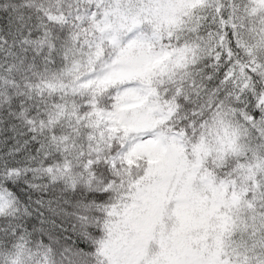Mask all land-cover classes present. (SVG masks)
I'll use <instances>...</instances> for the list:
<instances>
[{
  "label": "snow or ice",
  "instance_id": "6c2138e0",
  "mask_svg": "<svg viewBox=\"0 0 264 264\" xmlns=\"http://www.w3.org/2000/svg\"><path fill=\"white\" fill-rule=\"evenodd\" d=\"M0 264H264V0H0Z\"/></svg>",
  "mask_w": 264,
  "mask_h": 264
}]
</instances>
